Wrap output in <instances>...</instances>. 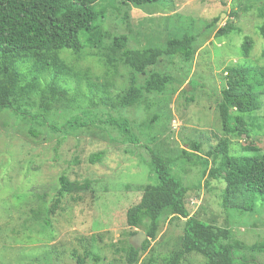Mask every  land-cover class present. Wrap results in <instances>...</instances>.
<instances>
[{"label":"rangeland","instance_id":"obj_1","mask_svg":"<svg viewBox=\"0 0 264 264\" xmlns=\"http://www.w3.org/2000/svg\"><path fill=\"white\" fill-rule=\"evenodd\" d=\"M169 3L163 0L144 9L121 4L119 11L113 10L115 15L107 10L104 20L105 27L113 33L129 30L134 37L133 47L146 43L162 46L167 38L183 32L196 37L191 61L164 56L153 66L173 77L161 93L119 111L100 106L95 109L93 124L77 130L63 124L79 109L59 103L45 112L37 108L35 99H30L24 105L30 114L45 112L46 122L34 123L39 138L28 131L29 117H18L8 109L0 111V264H75L67 257L63 244L69 245L82 235L93 236L89 241L91 253L100 255L99 260L87 258L85 264H127V242L143 230L127 225L126 211L141 199L142 191L136 186L157 182L150 166L153 152L173 161L167 165L173 174L187 178L184 181L191 186L185 198L189 216L230 229L227 242L243 245L233 252L235 257H241L237 262L264 264V194L245 193L237 200L239 207H226V153L217 148L220 142L227 141L229 155H264V94L260 95L259 108L248 113L251 120H247V135L238 134L239 128H235L237 133H225L218 112L227 66L264 67V37L258 28L264 22V0ZM238 3L245 6L244 10L236 9L237 13L232 14ZM127 10L126 26L120 17ZM228 24L234 26L233 30L217 34L220 27ZM247 37L252 41L249 55L242 47ZM107 50L86 47L62 55L74 72L87 74L81 89L88 98L97 97L108 79L114 82L109 88L111 94L127 84L128 69L117 62L108 64ZM36 63L27 58L20 65L26 70ZM147 74L138 73V83ZM39 78L41 83L52 80L48 71H41ZM108 115L128 118L140 142L132 144L116 126L99 121ZM155 115L156 120H151ZM144 120L153 121L150 128L143 125ZM49 124L60 130H51ZM195 141L201 145L198 152L190 145ZM252 146L253 149L239 151ZM182 149L195 151L207 163L198 185L188 180L198 179L196 167L182 171L184 167L178 160ZM100 150H104L102 159L90 163L89 155ZM61 173L70 180L90 181V187L65 195L55 213L49 214ZM185 219L168 217L161 220L155 238L145 234L140 247L147 239L148 243L140 250L136 264H148L151 256L153 264H165L166 255L181 244ZM180 264L206 263L201 254L192 252L184 255Z\"/></svg>","mask_w":264,"mask_h":264},{"label":"trees","instance_id":"obj_2","mask_svg":"<svg viewBox=\"0 0 264 264\" xmlns=\"http://www.w3.org/2000/svg\"><path fill=\"white\" fill-rule=\"evenodd\" d=\"M102 1L104 0H0V111L8 109L18 117H29L28 131L35 138H39L40 132L34 123H45V112L51 110L53 106L64 103L66 107L79 109V112L71 115L63 126L75 130L87 127L93 124L97 117L95 109L100 106L119 111L141 103L149 95L161 93L173 77L168 72L153 69L160 58L169 56L178 61L189 62L194 56L196 37L188 32L172 35L162 46H150L146 43L133 47L131 40L134 37L129 30L113 33L104 25L107 10L114 14L113 10L119 11L118 7L121 4L144 9L148 5L156 6L163 0H110L105 5L101 4ZM236 6L232 9V14L237 13L236 9L241 12L245 8L241 3ZM128 12L129 10L122 11L120 17L121 23L126 26ZM233 28L232 24L224 25L218 29L217 34H227ZM258 28L264 37V22ZM251 44L249 37L243 42L242 47L246 55L250 53ZM86 47L108 49L106 62L108 64L117 62L128 69L127 84L111 94L109 88L114 82L113 79H108L97 97L84 96L81 81L87 74L74 72L62 55L65 51L74 53ZM27 58L37 61L34 68L25 70L20 65ZM225 70L226 86L218 103L223 131L227 134L237 133L235 128H239L238 134L247 135L248 121L251 120L248 113L259 108L260 95L264 94V67L234 64L227 66ZM41 71H48L52 80L41 83L39 78ZM144 71L148 74L142 83H138L137 75ZM191 82L188 83L190 87ZM30 99H35L37 108L45 112L30 114L28 108L24 106ZM156 118L155 115L151 120L154 121ZM99 121L116 126L132 144L140 142L132 133L128 118L108 115ZM152 122L144 120L143 125L150 128ZM49 128L53 131L60 130V127L53 124H49ZM190 145L196 152L201 149L199 142L195 141ZM217 148L226 153L224 175L226 185L223 193L226 207H239L237 200L245 193L264 194V155H229L227 141L220 142ZM253 148L242 147L239 151ZM194 152L182 149L178 160H181L180 165L184 167L183 172L197 168L198 179L188 180L198 185L206 173L204 167L206 168L207 163ZM103 155L104 150H100L91 153L88 160L95 163L100 161ZM198 158H201V161ZM170 162L173 161L164 159L155 152L152 153L150 166L156 174L157 182L136 186L142 191L141 199L127 209V225L143 230L153 239L161 220L168 217L171 219L173 216L184 217L186 219L181 244L166 255L165 264H180L183 256L192 252L201 254L206 264H242L241 261L237 262L241 257H235L233 252L235 249L243 248V245L240 242L234 244L227 242L230 229L189 216L185 198L191 186L185 183L186 177L171 172L167 167ZM89 187L90 181L70 180L66 173H61L58 176L57 192L48 213H55L65 195L86 191ZM92 237L82 235L73 242L74 244L72 242L69 245L63 244L67 257L75 264H85L89 257L99 260V254L91 253L92 244H89V241ZM127 243V264H136L139 252L147 246L148 239L142 247H134L129 241ZM250 250L253 252L254 247ZM153 262L152 256L148 258V264Z\"/></svg>","mask_w":264,"mask_h":264},{"label":"water","instance_id":"obj_3","mask_svg":"<svg viewBox=\"0 0 264 264\" xmlns=\"http://www.w3.org/2000/svg\"><path fill=\"white\" fill-rule=\"evenodd\" d=\"M145 238V233L143 231L137 232V234L129 239V242L134 246V247H140L141 242Z\"/></svg>","mask_w":264,"mask_h":264},{"label":"clouds","instance_id":"obj_4","mask_svg":"<svg viewBox=\"0 0 264 264\" xmlns=\"http://www.w3.org/2000/svg\"><path fill=\"white\" fill-rule=\"evenodd\" d=\"M144 232V231H143ZM145 233V232H144Z\"/></svg>","mask_w":264,"mask_h":264}]
</instances>
